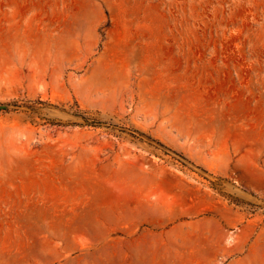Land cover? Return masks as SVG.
Masks as SVG:
<instances>
[{"label":"rangeland","instance_id":"rangeland-1","mask_svg":"<svg viewBox=\"0 0 264 264\" xmlns=\"http://www.w3.org/2000/svg\"><path fill=\"white\" fill-rule=\"evenodd\" d=\"M0 104V264H264V0H0Z\"/></svg>","mask_w":264,"mask_h":264},{"label":"trees","instance_id":"trees-1","mask_svg":"<svg viewBox=\"0 0 264 264\" xmlns=\"http://www.w3.org/2000/svg\"><path fill=\"white\" fill-rule=\"evenodd\" d=\"M9 105H10V104H8V105L0 104V110H1V109H7V107H9ZM14 105L16 106V104H14ZM91 124H99V123L94 121V122H92Z\"/></svg>","mask_w":264,"mask_h":264}]
</instances>
